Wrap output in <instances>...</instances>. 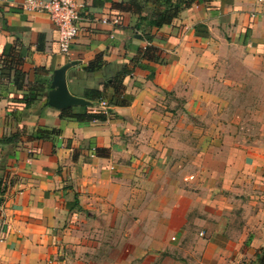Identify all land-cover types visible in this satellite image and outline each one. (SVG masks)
<instances>
[{
    "label": "crops",
    "instance_id": "1",
    "mask_svg": "<svg viewBox=\"0 0 264 264\" xmlns=\"http://www.w3.org/2000/svg\"><path fill=\"white\" fill-rule=\"evenodd\" d=\"M22 1L0 0V264H264V0H78L66 55ZM60 68L81 103L56 109Z\"/></svg>",
    "mask_w": 264,
    "mask_h": 264
},
{
    "label": "built area",
    "instance_id": "2",
    "mask_svg": "<svg viewBox=\"0 0 264 264\" xmlns=\"http://www.w3.org/2000/svg\"><path fill=\"white\" fill-rule=\"evenodd\" d=\"M78 0H23L21 11L30 14H43L57 30V44L60 53L66 55L69 46L77 33ZM114 22V21H113ZM97 106L103 109L105 103L98 101ZM201 236V233L198 234Z\"/></svg>",
    "mask_w": 264,
    "mask_h": 264
},
{
    "label": "trees",
    "instance_id": "3",
    "mask_svg": "<svg viewBox=\"0 0 264 264\" xmlns=\"http://www.w3.org/2000/svg\"><path fill=\"white\" fill-rule=\"evenodd\" d=\"M165 1H167V0H165ZM175 9H176V7H173L172 9L167 8L163 14L154 15V17H153L154 23L157 26L168 25L170 23L171 18L173 17V15L175 13ZM168 14H170V15H168ZM156 53H157L156 48H154L152 46H147L142 51H140L138 53V55L141 59H145L147 61H153L156 59L155 58ZM122 72H125V71H122ZM119 91H120L119 85H117V84L114 85L113 86V98ZM82 94H83V97L85 99L96 100V101L101 99L100 93L98 91H95V90L85 89V90H83ZM116 103H117L116 100L113 99V104H116ZM110 104H112V102H110ZM125 104H126V102L119 101V105H125ZM71 117H73L76 120L82 119L85 121H91V120L103 121L105 119V114L99 111V112L92 113V114L75 115V116H71Z\"/></svg>",
    "mask_w": 264,
    "mask_h": 264
},
{
    "label": "water",
    "instance_id": "4",
    "mask_svg": "<svg viewBox=\"0 0 264 264\" xmlns=\"http://www.w3.org/2000/svg\"><path fill=\"white\" fill-rule=\"evenodd\" d=\"M63 70H57L51 80L50 88L53 91L47 93V104L56 109H62L73 104H80L81 100L70 96L65 88Z\"/></svg>",
    "mask_w": 264,
    "mask_h": 264
}]
</instances>
